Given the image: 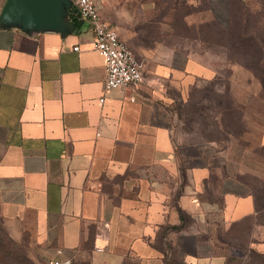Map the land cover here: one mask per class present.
<instances>
[{"label": "crops", "instance_id": "obj_1", "mask_svg": "<svg viewBox=\"0 0 264 264\" xmlns=\"http://www.w3.org/2000/svg\"><path fill=\"white\" fill-rule=\"evenodd\" d=\"M6 1L0 0V14ZM93 1L116 31L112 22L148 21L156 6L153 0ZM204 3L200 14L225 27L230 0ZM71 10L75 26L65 34L0 24V223L6 234L28 241L45 261L77 257L88 245L90 264H124L127 255L162 264L149 242L161 226L180 223V209L189 218L167 239L187 263L225 264L227 248L216 233L247 217L250 246L264 252L251 188L253 180L264 182V159L207 155L217 145L203 143V136L193 140L176 124L174 110L158 103L171 101L161 92L163 80L186 102L189 88L213 79L215 68L151 37L133 43L144 47L142 81L106 91L91 23L73 4ZM257 146H264V121ZM210 187L219 196H210Z\"/></svg>", "mask_w": 264, "mask_h": 264}, {"label": "rangeland", "instance_id": "obj_2", "mask_svg": "<svg viewBox=\"0 0 264 264\" xmlns=\"http://www.w3.org/2000/svg\"><path fill=\"white\" fill-rule=\"evenodd\" d=\"M153 1L156 3L154 15L148 21L132 22L131 26L124 23L122 27L112 22L121 39L133 51L136 59L142 62L144 47H135L133 43L154 37L169 46H174L181 57L196 56L220 71L219 80L195 82L186 93L187 102L180 99V91L177 87L163 80L160 85L161 92L171 101L167 103L165 99L159 100V106L166 111L174 110L172 113L176 124L183 125L182 127L193 140H199L203 136V143L211 139L220 138L219 141L224 139L215 133L214 125L211 119L204 116L205 113L212 115L224 112L231 129L237 132L245 129V132L240 139L231 137L229 143L222 142L225 145L228 144L225 150L220 146L209 148L210 151L206 154L221 155L225 152L224 154L229 158L240 157L242 160L257 155L263 160L264 156L254 151L264 153V149H259L257 146L264 121V88L257 80L247 82V78H252L253 74L255 76H263V74L259 68L255 67L257 64L252 66L256 58L253 57L251 48H248V53L242 56L232 54L228 47H233V41L234 44L237 42L239 47H264V0H232L228 13V24L225 27L206 19L204 13L200 14V10H204L206 6L204 0L203 3L197 0L191 4L186 3L185 0ZM135 5L133 10L136 9ZM189 12L195 13L193 21L185 19V15ZM135 17L142 16L136 12ZM228 56L231 59H237L249 68L252 66V70L235 63L230 71L224 61ZM242 119H244V124H242ZM215 151H218V154ZM219 151L223 153L219 154ZM120 180L119 176L112 181ZM216 185L214 183V186ZM209 195L219 196V189L210 187ZM234 229L246 245L251 239L249 236L250 220L235 226ZM10 240L6 232L0 230L1 264H25L28 260L33 264H45V260L36 254V249L28 241ZM226 248V253L231 260L226 262L225 259V264H238L237 261L243 257L242 250L238 247ZM73 258L75 256H71V259Z\"/></svg>", "mask_w": 264, "mask_h": 264}, {"label": "trees", "instance_id": "obj_3", "mask_svg": "<svg viewBox=\"0 0 264 264\" xmlns=\"http://www.w3.org/2000/svg\"><path fill=\"white\" fill-rule=\"evenodd\" d=\"M231 5H232V0H230L229 10ZM73 19L78 22V19L76 17H74ZM213 22L216 23L215 21ZM232 45L233 47H228V49L231 50L232 54H239L242 56L248 53L249 51L248 48H251L253 53L251 51L250 52L252 53L253 57L257 59V60L255 59V62L252 64V66H255L257 64V66L255 67L259 68L263 74V76H255V74H253V77L259 82L260 86L264 88V47H239L237 42L234 44V41ZM224 61H225V65L230 71L233 69L235 63L238 65H242L243 67L249 70H252V66L249 68L248 66L244 65V63L242 64L237 59H231L229 58V56L228 58H225ZM215 70H216L215 77L211 80H207L208 82L210 81L214 82L216 80H219L220 71L217 68H215ZM204 116L211 119L212 125H214V131L218 135V137L224 138L221 139V141H219L220 138L207 140V143L213 142L217 145V147L220 146L223 150H225L228 147V144L225 145V143L222 142L229 143L228 141H230L231 137L235 139H240L242 138L243 133L245 132V129H241L240 132H237L235 129L233 130V128L231 129L228 124V118L226 117L227 115L224 112H217L212 115H210L209 113H205ZM244 123H245L244 119H242V124ZM258 148L264 149V146H260ZM254 152L264 156V153H260L258 152V150H255ZM251 188L253 192V197L255 198V202H256L255 207L257 212L259 213L258 216L256 217L257 219L256 221L264 224V182L253 180V182H251ZM178 212L181 220L180 223L178 225L161 226L156 233L155 239L149 242L151 247H153L155 250L160 252L162 264H189L184 260L183 257L179 255L176 246L167 239V233L169 231L177 232L181 230L184 225V221H186L189 218V215L183 212L182 210L178 209ZM248 220H250V228H251L253 220L247 217L240 220L239 222L232 223L226 230L219 229V231L216 233V238L219 240V242L222 244L221 246L223 247H238L242 250L243 257L239 261H237L238 264L240 262L241 264H264V252H259L255 248L251 247L250 246L251 239L247 241V244L245 245V241L241 240V237L238 236L235 232L234 229L235 226L240 225L244 221H248ZM0 230L5 232L1 223H0ZM8 238L9 240L11 239L9 236ZM84 249L85 250L83 251V254L71 259V261L68 264H90V259L87 251L88 245H84ZM230 260L231 257L227 256L226 262ZM25 264H33V262L28 260ZM124 264H147V263L142 260L131 258V256L127 255V257L124 259Z\"/></svg>", "mask_w": 264, "mask_h": 264}, {"label": "built area", "instance_id": "obj_4", "mask_svg": "<svg viewBox=\"0 0 264 264\" xmlns=\"http://www.w3.org/2000/svg\"><path fill=\"white\" fill-rule=\"evenodd\" d=\"M79 17L89 21L94 33L93 46L105 63L104 90L135 86L142 81V64L133 51L122 41L117 31L101 16L93 0H71ZM78 50V47H73ZM103 101V98H100ZM62 256L61 249L56 250ZM71 257L50 258L46 264H68Z\"/></svg>", "mask_w": 264, "mask_h": 264}, {"label": "water", "instance_id": "obj_5", "mask_svg": "<svg viewBox=\"0 0 264 264\" xmlns=\"http://www.w3.org/2000/svg\"><path fill=\"white\" fill-rule=\"evenodd\" d=\"M71 0H7L0 14L1 25H11L31 33L70 32L75 24Z\"/></svg>", "mask_w": 264, "mask_h": 264}]
</instances>
